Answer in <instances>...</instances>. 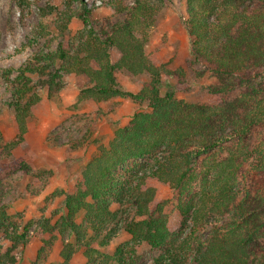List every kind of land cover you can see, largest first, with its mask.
<instances>
[{
    "label": "trees",
    "instance_id": "1",
    "mask_svg": "<svg viewBox=\"0 0 264 264\" xmlns=\"http://www.w3.org/2000/svg\"><path fill=\"white\" fill-rule=\"evenodd\" d=\"M75 1L80 5L68 14V5ZM166 1L132 0L126 9L121 0H112V6L125 15L108 31L94 29L84 0H69L62 11L48 5L40 8L34 34L26 36L23 46H34L39 37L48 36L51 30L43 18L52 13L57 14L54 28L60 34L73 16L84 26L66 47L61 42L53 50L42 47L21 66L4 70L16 134L4 142L0 131V148L9 156L24 141L32 109L40 101L32 74L44 76L40 83L49 98L57 94L63 74L68 73L77 79L78 101L145 102L148 110L135 112L127 125L117 128L75 177L65 192L66 215L58 232L69 229L80 236L89 228L97 247L83 243L88 264H111V260L127 264L121 248L110 256L108 247L116 232L109 226L114 218L111 203L129 205L135 218L124 223V230L133 250L143 243L152 249L165 247L151 264H184L189 255V264H264V0H185L184 23L193 60L217 79L208 89L207 103L177 99L173 90L160 92L162 75L178 78L181 87L184 84L182 69L154 64L145 52L154 14ZM111 50L119 53L115 62ZM116 71L146 73L149 79L132 92L119 86ZM255 131H261L262 137L252 141ZM220 151L222 156L216 154ZM129 160L136 162L125 168ZM247 161L248 181L240 193L238 175ZM18 170L33 173L19 157L0 164V200L5 196L2 181ZM148 179L167 183L178 192L177 208L195 230L213 215L228 214V218L203 238H196L193 229L192 243L178 233L172 237L161 207L151 209L156 189L146 184ZM80 214L86 232L79 235L75 217ZM4 216L0 207V220ZM42 222L45 229L37 234L41 249L52 242L55 228L47 220ZM46 232L52 237L45 238ZM16 236L22 240L24 232ZM12 250L0 251V264L15 263ZM70 256L66 243L61 260L51 264H70Z\"/></svg>",
    "mask_w": 264,
    "mask_h": 264
},
{
    "label": "rangeland",
    "instance_id": "2",
    "mask_svg": "<svg viewBox=\"0 0 264 264\" xmlns=\"http://www.w3.org/2000/svg\"><path fill=\"white\" fill-rule=\"evenodd\" d=\"M69 0H0V131L4 142L14 139L16 128L13 121V110L9 104L10 87L5 80L4 70L16 69L24 64L29 57L40 48L55 49L59 42L65 47L77 31L83 28L82 21L73 16L63 34L54 28L57 14H50L43 19L51 32L48 36L39 37V43L34 46H23L26 36L33 32L40 20V8L48 5L62 11ZM90 9V20L95 30L99 27L108 31L109 26L124 17V12L112 6V0H84ZM79 2H71L69 13L78 8ZM122 7L130 8L132 0H121ZM186 18L185 0H167L154 14V24L148 30L145 52L154 64L164 63L171 69H182L184 84L179 85L176 77L162 75L163 84L160 92L173 90L177 99L189 103H207L211 98L209 87L217 83L216 77L205 69L200 62L193 60L190 51L189 35L184 19ZM34 34V33H32ZM111 60L115 62L119 53L111 50ZM11 75L14 72L11 70ZM35 90L40 95V101L32 109V116L27 122V132L22 144L14 147L7 156L0 148V164H5L12 158L24 159L32 168L33 173L16 171L2 181L5 196L0 200L4 212L0 225V251L12 248L15 256L14 264H51L61 260L60 251L66 243L70 244V264H88L83 255V243L93 240V233L87 228L83 214L75 217L80 225L79 235L66 229L61 230L65 192L73 184L75 177L83 169L89 159L96 154L99 146H106L114 131L127 125L135 112L147 111L145 102H133L129 98H115L109 102L78 101L79 87L73 74L64 73L61 88L56 95L48 97L40 81L44 76L30 75ZM119 86L128 91L136 92L148 81L146 73L132 75L125 71L114 73ZM252 141L262 137L261 131H255ZM217 152L222 156L224 152ZM136 162L129 160L125 168ZM249 161L239 172V191L245 190L248 181ZM124 174L123 171H118ZM146 184L156 189V197L151 203V209L161 207L167 217V226L173 236L177 233L187 237L192 243L190 234L194 229L191 221H186L180 214L178 192L167 183L156 179H148ZM114 218L109 224L116 232L109 242L108 254L114 255L121 248L127 264H151L154 257L165 250V247L152 249L145 243L133 250L130 236L124 230V223L135 218L133 208L129 205L117 206L111 203ZM228 214L223 217L213 215L211 221L203 227H197L192 234L203 238L213 229L225 222ZM54 225L52 242L41 249L38 233H42L43 222ZM26 228V230H25ZM24 232L22 240L16 235ZM45 238L52 237L48 232L42 234ZM83 236V238H82ZM20 242H18V241ZM191 255L184 264H189ZM111 264H117L111 260Z\"/></svg>",
    "mask_w": 264,
    "mask_h": 264
}]
</instances>
